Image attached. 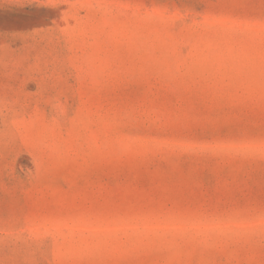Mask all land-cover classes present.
<instances>
[{"label": "rangeland", "instance_id": "1", "mask_svg": "<svg viewBox=\"0 0 264 264\" xmlns=\"http://www.w3.org/2000/svg\"><path fill=\"white\" fill-rule=\"evenodd\" d=\"M0 264H264V0H0Z\"/></svg>", "mask_w": 264, "mask_h": 264}]
</instances>
